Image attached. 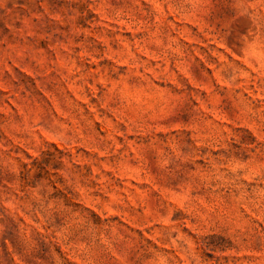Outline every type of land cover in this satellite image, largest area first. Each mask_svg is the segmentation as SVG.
Returning a JSON list of instances; mask_svg holds the SVG:
<instances>
[{
    "label": "rangeland",
    "instance_id": "1",
    "mask_svg": "<svg viewBox=\"0 0 264 264\" xmlns=\"http://www.w3.org/2000/svg\"><path fill=\"white\" fill-rule=\"evenodd\" d=\"M0 264H264V0H0Z\"/></svg>",
    "mask_w": 264,
    "mask_h": 264
}]
</instances>
